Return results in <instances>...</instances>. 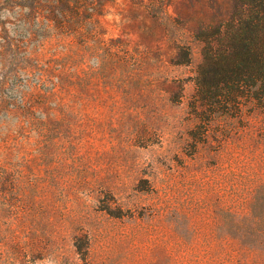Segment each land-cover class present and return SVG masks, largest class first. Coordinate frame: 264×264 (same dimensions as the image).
<instances>
[{"label": "rangeland", "instance_id": "374dc122", "mask_svg": "<svg viewBox=\"0 0 264 264\" xmlns=\"http://www.w3.org/2000/svg\"><path fill=\"white\" fill-rule=\"evenodd\" d=\"M10 1L0 264H264V107L208 124L193 109L192 30L236 1L170 0L155 18L112 0L83 36Z\"/></svg>", "mask_w": 264, "mask_h": 264}, {"label": "trees", "instance_id": "16d2710c", "mask_svg": "<svg viewBox=\"0 0 264 264\" xmlns=\"http://www.w3.org/2000/svg\"><path fill=\"white\" fill-rule=\"evenodd\" d=\"M112 0H14L9 6L27 8L42 16L58 35L89 29ZM170 0H130L134 10H148L155 18ZM227 19L192 30L202 44V61L195 77L193 109L208 124L215 117H239L242 108L264 107V0H235ZM85 32V31H84Z\"/></svg>", "mask_w": 264, "mask_h": 264}]
</instances>
